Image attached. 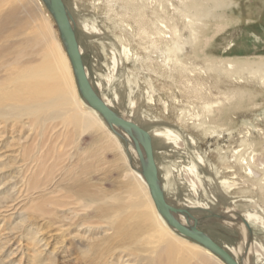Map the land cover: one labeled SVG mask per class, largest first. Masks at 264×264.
I'll return each instance as SVG.
<instances>
[{
	"label": "bare ground",
	"instance_id": "1",
	"mask_svg": "<svg viewBox=\"0 0 264 264\" xmlns=\"http://www.w3.org/2000/svg\"><path fill=\"white\" fill-rule=\"evenodd\" d=\"M63 3L93 88L149 134L167 203L221 218L239 241L216 240L188 215L178 221L238 263L264 264V130L236 118L259 106V93L241 85L255 80L264 89V56L207 53L237 24L242 0ZM49 5L0 0V264H226L157 210L143 147L140 158L131 138L81 97ZM159 64L175 88L140 78ZM212 138L217 163L201 146Z\"/></svg>",
	"mask_w": 264,
	"mask_h": 264
},
{
	"label": "rangeland",
	"instance_id": "2",
	"mask_svg": "<svg viewBox=\"0 0 264 264\" xmlns=\"http://www.w3.org/2000/svg\"><path fill=\"white\" fill-rule=\"evenodd\" d=\"M70 1H74V0H70ZM116 6H117L115 8L117 9L116 12L119 13L120 11V14H121L124 11V8H122L120 4L119 6L118 5ZM234 13H235L234 14L235 18L233 20L237 22V24H234L226 32L217 36L216 41H215L216 44L214 43L212 48H209L207 50V53L210 55H214L217 57L218 56L224 57V58H228V57L256 58L258 56H264V0H242V7L240 8V10L238 9L236 12L234 11ZM101 21L104 24L103 25L101 23V25H103L102 27L104 28V30H108V28L112 30L113 24H111L109 21L105 19L103 20L101 19ZM54 25L58 33L60 34V30L56 22H54ZM113 30H114V27H113ZM231 42L234 43L235 47L232 48L231 50H227V47L229 43ZM161 65L160 64L155 65L154 69L151 67L142 68L139 65L138 67L142 68V70H140V73H139L140 78L142 80L152 78L156 81H159L160 85L166 86V87H169V86L171 87L172 84L175 85L174 80H176V78L175 79L169 78L170 76L165 74L166 71L165 70L163 71L161 68H159L161 67ZM130 67L133 69V66H130ZM221 86H222V89L231 87V86H228V83L222 84ZM241 86L244 88L250 87L248 89H251L252 91H255L256 93H259L260 97H258L254 101L255 104L259 105L257 108H254V110H252L253 108L245 109V110L238 112L236 116L237 122L240 125H243L245 123L247 124L253 123L252 125H254V122H255L256 127H259V129L264 130V89L263 88L261 89V86L257 84L255 80H253L252 82L250 81L249 83L242 84ZM177 96L181 99V101L186 100L184 95H181L180 93L177 94ZM178 115H179L178 110L175 109L174 111L173 109L171 120L174 123L177 120ZM250 121H253V122H250ZM89 141H90V136L87 135L83 137V143H87ZM220 144H221L220 145L221 147L227 148L230 145V140L228 138H225L221 140ZM201 146L203 148V151L206 153V155L214 163H217V154H216L217 146H216L215 139L212 138V139L202 140ZM237 146L238 144L236 143L232 144L233 148ZM109 186L110 184L107 183L106 187H109ZM192 215L196 217H201L200 221L198 220L199 222L197 225H199L202 230L209 233L216 240L220 241V240L227 239L230 242H236V243L239 241L238 237L231 235L228 231H226L224 227L219 225L221 218L214 216V215H210V214L205 215L203 213L196 212V211H194ZM16 246L17 244L14 247ZM68 256H70V254ZM72 258L73 257L70 256L69 259L71 260ZM59 262L57 264H68L67 262H63V263H59ZM19 263L26 264V259L25 258L21 259L20 257ZM69 264H72V263L70 262Z\"/></svg>",
	"mask_w": 264,
	"mask_h": 264
},
{
	"label": "water",
	"instance_id": "3",
	"mask_svg": "<svg viewBox=\"0 0 264 264\" xmlns=\"http://www.w3.org/2000/svg\"><path fill=\"white\" fill-rule=\"evenodd\" d=\"M49 2V9L54 15L61 35L65 41L81 97L91 108L96 110L103 117L111 129H121L131 138L140 158H142L140 146L143 147L146 155V161L145 163H142L143 175L149 187L151 197L162 217L167 221L169 226L176 230L180 235L209 249L226 264H240L227 251L221 248L215 243V241L200 231L197 227L189 229L178 221L176 218L177 215H188L190 219L194 220L196 225L199 222L187 211L175 209L167 203L161 187L159 172L154 158L153 143L149 134L137 124L123 119L114 110L109 108L103 100H101L85 72L77 39L73 28L71 27L70 19L67 15L63 0H49Z\"/></svg>",
	"mask_w": 264,
	"mask_h": 264
}]
</instances>
